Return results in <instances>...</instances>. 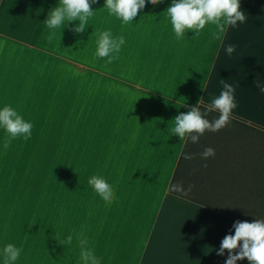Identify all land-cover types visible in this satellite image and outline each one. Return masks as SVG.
I'll use <instances>...</instances> for the list:
<instances>
[{
  "label": "crops",
  "instance_id": "0c3cea01",
  "mask_svg": "<svg viewBox=\"0 0 264 264\" xmlns=\"http://www.w3.org/2000/svg\"><path fill=\"white\" fill-rule=\"evenodd\" d=\"M58 3L0 0V108L33 124L7 149L0 128V264L9 243L22 249L15 264H83L80 233L100 264H225L217 252L234 222L264 216V0H241L247 19L221 39L212 24L177 39L172 0H148L128 24L98 0L84 32L79 20L52 30ZM105 30L125 38L110 64L95 56ZM221 81L235 90L227 125L198 143L173 134V118L200 99L206 111ZM205 147L215 156L202 159ZM97 174L114 187L111 204L88 183ZM21 184L32 205L6 227L4 198Z\"/></svg>",
  "mask_w": 264,
  "mask_h": 264
},
{
  "label": "clouds",
  "instance_id": "9594fccd",
  "mask_svg": "<svg viewBox=\"0 0 264 264\" xmlns=\"http://www.w3.org/2000/svg\"><path fill=\"white\" fill-rule=\"evenodd\" d=\"M97 2L98 0H59L58 6L48 12L44 22L49 29L55 30L61 28L65 22L79 20L74 31L82 33L88 25L89 18L94 14L91 5ZM147 2L148 0H105L104 7L110 15H114L124 24H128L133 21ZM150 2L156 5L161 0H150ZM166 12L177 39H182L185 32L190 29L195 30L194 37L199 36L200 31L208 24L215 26V31L212 33L213 39H221L227 26H235L237 22H244L247 19L245 13L241 11V0H172V4L166 9ZM54 36L55 31L48 37L49 41ZM97 37L95 56L98 58L107 57L106 64L118 59L121 47L125 44V38L123 36L114 38L110 30L98 32ZM226 51L231 54L234 51V46L229 45ZM221 83H223L224 90L212 101L206 111H201L200 99L197 105L190 106L188 112H181L173 118L174 127L171 128L173 134L178 135L181 140L187 138L192 143H198L205 131L217 132L227 125L231 111L236 107L233 95L235 90L231 84L223 81ZM213 110L217 111L219 116L208 119L209 113ZM0 128H3L7 133L4 142V148L7 149L11 141L18 137H23L27 141L32 135L33 124L25 120L11 105H5L0 108ZM200 155L202 159L206 160L215 156V150L212 147H205ZM192 158L193 154H184V159ZM203 166L207 167V164L205 163ZM88 183L106 203L113 202L114 187L103 176L93 175ZM173 187L181 190L180 185ZM192 187L189 185L187 191H191ZM233 228L235 234L229 233L223 238L217 255H223L227 250L228 258L225 264H237V261L244 258H247L250 264H264V218L256 217L253 222L237 220L234 222ZM76 239L81 249L80 257L83 264H100V259L88 247L87 237L80 233ZM72 241L73 235L70 234L66 240L59 241V243L71 245ZM21 251V248L11 243L7 244L3 249V264H15Z\"/></svg>",
  "mask_w": 264,
  "mask_h": 264
},
{
  "label": "rangeland",
  "instance_id": "374dc122",
  "mask_svg": "<svg viewBox=\"0 0 264 264\" xmlns=\"http://www.w3.org/2000/svg\"><path fill=\"white\" fill-rule=\"evenodd\" d=\"M27 189H29L28 184H21L17 193L14 191L8 198H4V226L15 227L18 213L26 210L27 207L32 205L31 188L24 196L20 195L19 192L20 190L28 191Z\"/></svg>",
  "mask_w": 264,
  "mask_h": 264
},
{
  "label": "trees",
  "instance_id": "16d2710c",
  "mask_svg": "<svg viewBox=\"0 0 264 264\" xmlns=\"http://www.w3.org/2000/svg\"><path fill=\"white\" fill-rule=\"evenodd\" d=\"M200 107V109L201 110H204V109H206L205 107H203V106H199ZM262 218H264V216H261Z\"/></svg>",
  "mask_w": 264,
  "mask_h": 264
}]
</instances>
